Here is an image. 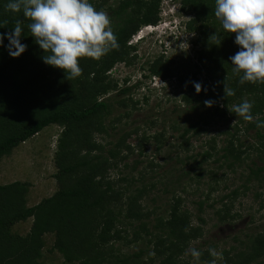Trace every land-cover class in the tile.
Wrapping results in <instances>:
<instances>
[{
  "label": "trees",
  "instance_id": "1",
  "mask_svg": "<svg viewBox=\"0 0 264 264\" xmlns=\"http://www.w3.org/2000/svg\"><path fill=\"white\" fill-rule=\"evenodd\" d=\"M7 2L0 0V22L6 21L0 23V34L10 32L20 19L21 43L27 47L19 56L11 57L0 46V156L49 124L61 126V131L53 158L57 189L51 195L28 205V182L0 183V264H39L47 233L53 234L51 247L61 255V264H210L214 259L216 264H264V227L235 235L233 244L218 251L222 259L193 243L205 232L199 213L205 206H214L213 201L208 203L209 195L225 174L239 169L241 183L214 199L220 203L213 208L218 222L234 216L230 208L237 196L257 188L252 192L257 197L262 192L259 188L264 187V128L256 127L257 116L264 120V83L237 82L229 60L238 50L235 34L224 31L215 18L214 0H181L180 8L192 13L187 28L198 30L197 63L185 79L179 76L186 87L181 96L183 110L192 114L191 123L172 119L170 124L178 131L177 147L187 148L190 136H198L204 126L232 117L236 121L232 132H223L221 146L216 147L210 138L206 143L209 149L183 158L178 152L173 157L160 154L161 161L147 157L145 146L154 142L159 155L164 129L146 133L143 128L133 144L126 139L139 131L138 126L114 135L113 127L122 117H129V111L109 120L106 117L115 105L124 107L127 103L115 95L102 96L118 89L107 79L106 71L113 63L124 62L129 47H133L127 43L130 37L141 25H158L159 0H90L97 10L108 12L119 47L99 60L79 58L82 71L74 79L42 61L47 53L34 42L27 29L29 20L22 11L6 9ZM195 22H199L198 27ZM161 58L159 55L151 61L148 69L165 78L168 64ZM201 65L206 74L203 79L197 75ZM193 82L201 84L199 92ZM223 83L234 89V96L224 98ZM119 90L125 93L128 87ZM209 99L213 103L206 107L204 101ZM245 99L253 103L251 122L231 111L233 104ZM146 126L150 127L151 121ZM239 132L251 141L243 142ZM132 152L139 158L128 164ZM144 156L146 159L141 160ZM205 161L209 163L203 165ZM165 164L168 166L159 173ZM183 181L196 184L190 192L198 196L191 200L195 217L178 192H185L187 183ZM199 185L206 189L199 190ZM225 198L228 200L223 201ZM259 206L263 208V200ZM27 218L31 223L26 233L11 230L15 222ZM249 222L252 224L251 218ZM131 245L135 249H129ZM190 246L201 251L199 260L190 251L185 254Z\"/></svg>",
  "mask_w": 264,
  "mask_h": 264
},
{
  "label": "rangeland",
  "instance_id": "2",
  "mask_svg": "<svg viewBox=\"0 0 264 264\" xmlns=\"http://www.w3.org/2000/svg\"><path fill=\"white\" fill-rule=\"evenodd\" d=\"M113 2L114 0H109ZM181 0H159L158 19L159 25L155 26L152 31H147L141 25L137 32L130 37L128 52L125 55L124 62H115L106 71L107 79L115 82L116 89L128 87L125 93L120 90H112L102 95L103 97L124 98L126 105L117 106L106 117L109 120L119 112L124 110L129 111V117H122L120 122L113 127V134L118 135L121 129L132 130L138 126V132H132L126 139L130 143H136L140 139L139 133L143 128H146V133H154L164 129V137L162 142V151L159 155L154 151V142L146 144V156L155 157L156 161H161L160 154L175 155L178 152L179 157L184 155H196L197 152H202L203 149H209L206 144L210 138H214L216 147L222 145L227 129L232 132V125L236 118H231L229 121H218L216 124L204 126L198 136H190L187 148L177 147L180 142L178 131L171 129V120L177 119L180 124L188 125L191 123L192 114H185L184 102L181 100L182 93L186 90L183 83L179 81V76L185 79L194 69L196 60V50L198 44L195 42L198 30H189L186 22L192 17V13L185 8H180ZM107 12V11H106ZM108 13V12H107ZM199 22H195L198 27ZM142 35L139 39L138 37ZM162 55L163 61L167 60L169 75L165 78L153 74L149 71V63ZM201 67H203L201 65ZM204 67L197 73L199 79L205 78L206 74ZM151 121V126H146L147 122ZM149 124V123H148ZM243 126V124H241ZM61 131V126L57 124H49L43 127L37 133H34L26 140L15 146L9 154L0 156V183H8L14 180L25 181L29 183L26 199L28 205H33L40 199L51 195L56 189L57 184L54 178L56 171L53 158L56 149V139ZM243 142H250L251 139L244 137L242 133H238ZM106 142V141H105ZM146 156L141 160H145ZM139 158L135 152H132L127 159L128 164L134 158ZM209 161V160H208ZM205 161L203 165L207 164ZM209 163V162H208ZM144 164V163H143ZM209 165V164H208ZM142 166L139 165L138 167ZM168 165L158 169L160 173ZM212 166V165H209ZM237 172L227 173L223 179L215 185L214 189L208 198V203L213 201L214 206H205L200 216L204 219L203 237L193 241L194 245H199L202 248H209L218 252L222 247H227L233 244L232 241L235 235L242 236L249 228L264 227V206L260 208V201L264 203V187L259 188L262 191L257 197L252 196L253 190L250 189L246 194L237 196L231 206L230 213L234 215L232 218H227L222 222H218L213 214V208L220 205L215 203L214 199L227 193V191L235 186H240L241 179L238 178ZM195 178V177H194ZM225 179V180H224ZM185 184V192H178L184 198V204L196 216V209L193 207L191 200L197 198V195H192L196 184L183 181ZM198 189H206L204 186H197ZM197 190V191H199ZM203 196H201L202 198ZM228 200L227 198L223 201ZM158 202V201H157ZM252 219V224L249 222ZM194 221H197L194 219ZM31 223V218L23 221L15 222L11 226V230L15 233L24 234L28 231ZM53 242V234L47 233L44 235V246L41 251L39 264H61L62 257L51 245ZM125 248V247H122ZM190 246L185 250V254L189 253ZM129 249H135L131 245ZM76 264V263H69Z\"/></svg>",
  "mask_w": 264,
  "mask_h": 264
},
{
  "label": "clouds",
  "instance_id": "3",
  "mask_svg": "<svg viewBox=\"0 0 264 264\" xmlns=\"http://www.w3.org/2000/svg\"><path fill=\"white\" fill-rule=\"evenodd\" d=\"M214 5L213 14L222 29L235 34L234 43L238 50L229 60L233 75L238 77L237 82L264 83V0H214ZM5 8L12 12L22 11L23 17L29 20L27 29L34 42L43 53H47L43 54L42 61L62 69L68 79L80 76L79 58L99 60L119 47L107 12L97 10L90 0H8ZM143 27L147 31L155 28L151 25ZM22 31V21L17 19L10 32L0 34V46L11 57L19 56L27 47L21 43ZM217 42L219 44L220 40ZM193 88L199 92L201 84L193 82ZM234 95V89L223 83L224 98ZM212 103L211 99L204 101L206 107ZM252 107L253 103L245 99L233 104L231 111L251 122ZM256 127L264 128V120L258 116ZM189 251L194 259L199 260L200 250L191 248ZM209 252L211 256L222 259L215 250L209 249ZM210 264H216V260Z\"/></svg>",
  "mask_w": 264,
  "mask_h": 264
}]
</instances>
